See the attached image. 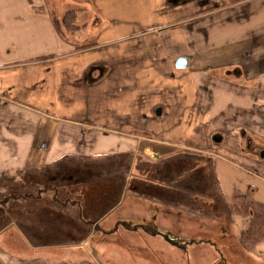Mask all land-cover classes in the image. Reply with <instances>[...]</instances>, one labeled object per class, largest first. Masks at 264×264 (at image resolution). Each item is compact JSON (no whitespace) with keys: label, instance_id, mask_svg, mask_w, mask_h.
<instances>
[{"label":"rangeland","instance_id":"374dc122","mask_svg":"<svg viewBox=\"0 0 264 264\" xmlns=\"http://www.w3.org/2000/svg\"><path fill=\"white\" fill-rule=\"evenodd\" d=\"M42 2L36 7L53 15L63 37L98 57L117 79V84L95 89L96 98L78 107V114H90L97 123L121 124L124 130L132 121L140 137L171 141L181 153L173 158L176 148L142 140L136 160L129 156L117 163L112 157L97 171L107 176L117 171L112 178L90 181L96 177L93 170L68 169L63 162L58 172L66 177L47 167L16 191L39 193L62 181V190L85 201L83 219L102 215L110 223L123 208L104 212L105 201L120 185L128 192L137 190L133 205L139 210L127 215L182 235V256L166 253L157 243L147 246L142 237L150 239L141 230L131 235L119 226L106 235L92 234V228L74 222L79 210L62 215L73 226L54 221L56 214L50 211H39L34 199L0 196V264H18L19 254L35 252L31 244L38 245L39 253L54 244L50 247L58 259L75 264H264V245L252 251L240 245L248 219L234 215L229 206L233 194L248 192L251 185L258 190L254 197L264 199V186L247 175L242 160L253 154L250 147L264 143V0H184L176 12L161 9V0ZM212 28L219 32H211L209 40L206 31ZM154 34L159 39L152 41ZM180 52L188 60L193 57L186 68L174 65ZM157 106L163 108L160 120L154 113ZM249 127L253 132L246 131ZM144 145L159 157L142 156ZM67 171L79 181L68 182ZM93 194H99V202ZM42 199L50 203V192L42 193ZM87 205L95 212L86 210ZM90 253L98 259L89 260Z\"/></svg>","mask_w":264,"mask_h":264},{"label":"crops","instance_id":"0c3cea01","mask_svg":"<svg viewBox=\"0 0 264 264\" xmlns=\"http://www.w3.org/2000/svg\"><path fill=\"white\" fill-rule=\"evenodd\" d=\"M161 1V9H169L170 12H176V7L181 2L184 3V0L169 3L167 0ZM42 3V0H0V196H8L14 201L34 199L40 204L39 211L56 214L54 221L71 222L65 220L62 215H67L74 209L79 210V217L76 215L74 222H77L78 227L92 228V234L100 231L106 235L119 226L131 235L141 230L150 239L148 242L142 237L147 246L157 243L166 253L182 256V235L174 236L160 225L154 226L146 219L127 215L139 210L133 205L139 196L137 190L128 192L120 185L111 199L109 194L110 200L105 201L101 210L107 212L123 208L110 223H104L102 215L98 219L93 216L83 219L81 213L85 210L82 206L85 201L75 196V192L71 194L62 190V181L55 183L56 185L53 183L49 189H41L37 194L31 192L32 190L28 191L26 187L25 193L16 191L15 188L32 178V174L42 175L48 170L47 167H50L51 173L60 174L58 171L60 163L63 162L68 169L93 170L96 177H90V181L99 182L105 177L112 178L117 171L111 176H107L104 171L102 174L97 171L103 169V163H107L112 157H117V163L122 159L127 160L129 156L136 160L140 154L138 147L142 140L148 144L167 145L176 148L178 152L181 150L171 141H157L149 136L140 137L133 132L137 128L132 121L126 123L124 130L121 124L97 123L90 114H78V107L89 105L90 100L96 98L95 89L98 90L107 83L112 85L117 79L111 78L112 70L107 72L108 67L104 63L97 62L98 57L86 55V52L63 37L54 25L52 15L46 10H38ZM153 30L157 32L155 27ZM211 32L215 35L219 30L212 28L206 31L209 40ZM149 39L155 41L159 37L154 34ZM206 49L209 51L210 44ZM178 54L180 57L182 53ZM191 60L193 62V57ZM191 60H188L187 66ZM115 90L121 91L122 88L116 86ZM208 97L213 99V95L208 94ZM113 98L116 99L117 95ZM262 110L264 111V104ZM154 113L159 120L163 118L161 106L155 107ZM249 129L250 127L246 131L253 132ZM213 144L217 146L219 142ZM249 150L253 154L243 156L242 159L243 164L249 168L246 173L264 186V143L250 147ZM141 152L142 156L154 154V157H159L150 145H144ZM180 153H176L173 158ZM132 162L130 168L133 170ZM70 173H66L68 182L77 183L79 179ZM60 175L66 177L65 174ZM128 180L129 178L125 177V181ZM48 192L52 196L50 203L42 199V193ZM61 192L65 198L60 195ZM242 193L258 196L257 187L252 185L248 192ZM99 194H93L98 199L95 202H99ZM257 198V201L264 204L262 197ZM98 207L100 205L96 206V210ZM88 209L95 212L87 205L86 210ZM74 222L71 224L76 226ZM70 233L73 234L72 231ZM47 246L46 253H39L38 245L31 244V251L35 252L19 254L18 264H75L69 258L58 259L52 252L53 247H50L54 244ZM90 254L89 260L98 259L93 253Z\"/></svg>","mask_w":264,"mask_h":264},{"label":"trees","instance_id":"16d2710c","mask_svg":"<svg viewBox=\"0 0 264 264\" xmlns=\"http://www.w3.org/2000/svg\"><path fill=\"white\" fill-rule=\"evenodd\" d=\"M68 19L69 15L65 17V22ZM54 25L58 29L55 20ZM229 206L234 215L248 219V227L240 234V245L248 251L254 250L258 245H264V204L250 193H236L231 197Z\"/></svg>","mask_w":264,"mask_h":264},{"label":"water","instance_id":"95a60500","mask_svg":"<svg viewBox=\"0 0 264 264\" xmlns=\"http://www.w3.org/2000/svg\"><path fill=\"white\" fill-rule=\"evenodd\" d=\"M187 64H188V57L185 56L178 57L174 62L176 68H185Z\"/></svg>","mask_w":264,"mask_h":264}]
</instances>
